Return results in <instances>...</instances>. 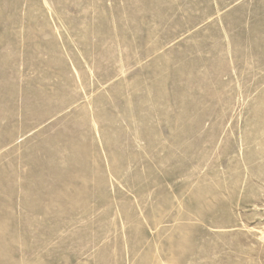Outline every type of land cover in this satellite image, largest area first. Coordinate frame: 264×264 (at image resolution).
<instances>
[{
  "label": "rangeland",
  "instance_id": "obj_1",
  "mask_svg": "<svg viewBox=\"0 0 264 264\" xmlns=\"http://www.w3.org/2000/svg\"><path fill=\"white\" fill-rule=\"evenodd\" d=\"M0 264H264V0H0Z\"/></svg>",
  "mask_w": 264,
  "mask_h": 264
}]
</instances>
